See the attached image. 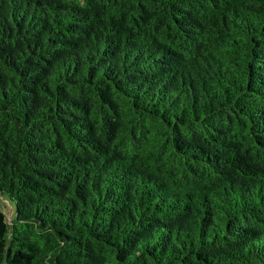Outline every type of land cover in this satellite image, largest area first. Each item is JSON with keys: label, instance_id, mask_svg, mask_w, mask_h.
<instances>
[{"label": "trees", "instance_id": "1", "mask_svg": "<svg viewBox=\"0 0 264 264\" xmlns=\"http://www.w3.org/2000/svg\"><path fill=\"white\" fill-rule=\"evenodd\" d=\"M0 197V264H264V0H0Z\"/></svg>", "mask_w": 264, "mask_h": 264}, {"label": "rangeland", "instance_id": "2", "mask_svg": "<svg viewBox=\"0 0 264 264\" xmlns=\"http://www.w3.org/2000/svg\"><path fill=\"white\" fill-rule=\"evenodd\" d=\"M0 203L2 205V208L4 209V211L6 212V215L8 218L11 217V211L14 212V209L11 208V206L4 200L0 197ZM12 209V210H11Z\"/></svg>", "mask_w": 264, "mask_h": 264}]
</instances>
